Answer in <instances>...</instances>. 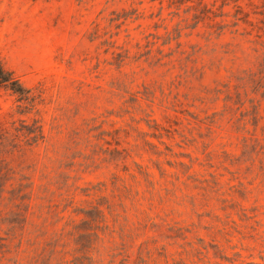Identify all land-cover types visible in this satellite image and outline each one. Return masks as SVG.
<instances>
[{
    "label": "rangeland",
    "instance_id": "374dc122",
    "mask_svg": "<svg viewBox=\"0 0 264 264\" xmlns=\"http://www.w3.org/2000/svg\"><path fill=\"white\" fill-rule=\"evenodd\" d=\"M0 59V264H264V0H0Z\"/></svg>",
    "mask_w": 264,
    "mask_h": 264
},
{
    "label": "trees",
    "instance_id": "16d2710c",
    "mask_svg": "<svg viewBox=\"0 0 264 264\" xmlns=\"http://www.w3.org/2000/svg\"><path fill=\"white\" fill-rule=\"evenodd\" d=\"M1 61L2 60L0 59V85H3L7 89L11 90V92H13L17 96V100L24 101V102L26 101V103H28L30 105V107H33V103L35 102V96H33L30 93V89H28L26 86H24L22 84V81L13 73V71L7 69V67H5ZM36 122L37 121L35 120L34 123H32L30 125L21 124L20 128H16L17 130L23 129L22 134L25 137V140H24L25 144L33 143V142H35L38 139L43 137V131H42L41 124H35ZM18 135H19V133H17L12 138H9L6 135V131L3 129V127L1 126V123H0V154L3 152H5V153L9 152V149H8V151H3L2 146L9 145L11 150H14V148L16 146L20 145L21 142L18 139ZM2 160H3V158L0 160V190H1L0 195L2 194L3 183H6V180L4 181V179H6V176L8 174V170H9V168H7L5 164H2ZM10 178H12V176L9 177V179ZM11 183H13V182H11ZM30 183H28V184H30ZM28 184L24 185L22 182H19L17 184V186H18L17 187L18 188L17 189V191H18L17 196H19L22 199L25 198L26 193L21 192V191L26 186H28ZM23 185L25 186L24 188H23ZM12 191H14V188L12 189ZM17 205H19V203H17L16 206ZM85 213H87L88 216L95 215L94 216L95 218H93V219H97V217L102 216L101 210L99 208H97L96 206L92 208V212H89V210H88ZM25 221H26L25 212H22L20 210L19 206H17L16 209H12L10 211V217L8 219V225H10L12 229H15L18 225L23 226ZM91 234H97V232L96 231H94L93 233H84V232L82 233L81 232V233H79V236H81V237L82 236H89ZM67 264H83V263L82 262L77 263L76 259H72Z\"/></svg>",
    "mask_w": 264,
    "mask_h": 264
}]
</instances>
